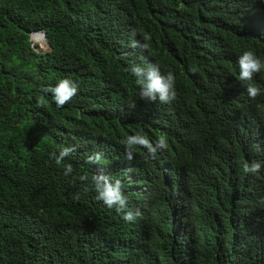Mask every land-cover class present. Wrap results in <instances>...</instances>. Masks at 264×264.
<instances>
[{
  "label": "trees",
  "instance_id": "trees-1",
  "mask_svg": "<svg viewBox=\"0 0 264 264\" xmlns=\"http://www.w3.org/2000/svg\"><path fill=\"white\" fill-rule=\"evenodd\" d=\"M249 49L264 59L261 0H0V264H264V170L242 172L264 160V94L236 79ZM140 55L175 72L174 100L135 96ZM63 77L79 89L57 108L44 89ZM138 131L167 147L128 160L120 140ZM60 145L76 149L68 177L49 158ZM97 173L142 215L85 191Z\"/></svg>",
  "mask_w": 264,
  "mask_h": 264
},
{
  "label": "clouds",
  "instance_id": "clouds-1",
  "mask_svg": "<svg viewBox=\"0 0 264 264\" xmlns=\"http://www.w3.org/2000/svg\"><path fill=\"white\" fill-rule=\"evenodd\" d=\"M261 2L264 3V0H261ZM131 36V48L139 49L141 52L149 48L150 44L147 36L143 37V41L135 39V32ZM43 45H45L44 42ZM138 59L139 63L131 62L125 69L133 80L135 96L139 100L148 103L158 101L160 104H167L174 100L176 98L175 72L172 70L162 71L158 62H154L144 55H140ZM236 66V79L239 82H243L248 97L254 99L264 94V88L256 86L253 82L254 76L264 71V59L257 56L251 49L244 50L237 57ZM189 71H194V69H189ZM78 89L79 84L77 81L70 77H63L54 86L45 88L44 91L45 93H50L51 102L57 108H62L76 96ZM135 102L136 100L132 99L128 106L135 107ZM37 103L40 105L43 101H38ZM120 143L124 146L125 155L128 160L133 158L134 150L137 148H142L145 151L146 158H154L158 150L167 147L165 137L161 136L153 140L139 131L135 134L124 136L120 140ZM252 147L257 154L264 153V148L260 144H254ZM74 151L76 149L72 145H60L56 151L49 153L50 160H53L57 166L63 165V175L65 177L73 173L72 164L65 163V161L66 158L71 157ZM103 159L104 154L101 151H93L86 157V161L89 164L99 163ZM262 170H264V160L256 159L251 163L245 162L242 166V172L245 175H259ZM79 180L85 191L91 190L94 192L95 199L101 202L106 208L119 214L123 221L134 222L142 215L139 208H129L128 196L123 191V184L119 178L97 173L91 176L90 181L87 175H80ZM258 203L264 207V197H261Z\"/></svg>",
  "mask_w": 264,
  "mask_h": 264
},
{
  "label": "water",
  "instance_id": "water-1",
  "mask_svg": "<svg viewBox=\"0 0 264 264\" xmlns=\"http://www.w3.org/2000/svg\"><path fill=\"white\" fill-rule=\"evenodd\" d=\"M42 37L44 38V35H42ZM44 43L46 46H48V43L45 41V39H44Z\"/></svg>",
  "mask_w": 264,
  "mask_h": 264
}]
</instances>
